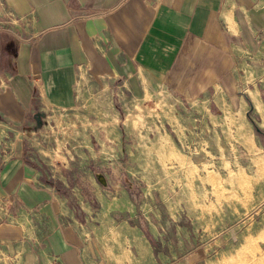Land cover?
I'll use <instances>...</instances> for the list:
<instances>
[{
    "label": "crops",
    "instance_id": "0c3cea01",
    "mask_svg": "<svg viewBox=\"0 0 264 264\" xmlns=\"http://www.w3.org/2000/svg\"><path fill=\"white\" fill-rule=\"evenodd\" d=\"M250 61L264 70V0H0V245L22 264L17 246L29 239L32 213L50 253L91 264L57 188L83 199L60 133L85 125L82 134L88 126L110 134L117 87L137 100L148 86L192 92L204 69L203 85L233 89Z\"/></svg>",
    "mask_w": 264,
    "mask_h": 264
},
{
    "label": "rangeland",
    "instance_id": "374dc122",
    "mask_svg": "<svg viewBox=\"0 0 264 264\" xmlns=\"http://www.w3.org/2000/svg\"><path fill=\"white\" fill-rule=\"evenodd\" d=\"M198 70L192 92L148 86L137 100L115 88L110 134L90 126L82 134L85 125L60 133L70 138L76 163L67 176L83 199L57 188L91 264H264V70L248 62L233 89L208 88ZM74 138L86 147H71ZM28 217L22 264H64L48 251L42 220ZM0 264H18L13 248L0 245Z\"/></svg>",
    "mask_w": 264,
    "mask_h": 264
},
{
    "label": "water",
    "instance_id": "95a60500",
    "mask_svg": "<svg viewBox=\"0 0 264 264\" xmlns=\"http://www.w3.org/2000/svg\"><path fill=\"white\" fill-rule=\"evenodd\" d=\"M102 176H103V175H98V176H97V180H98V182H99L102 186H107L108 182H107V184L104 183V182L102 181Z\"/></svg>",
    "mask_w": 264,
    "mask_h": 264
},
{
    "label": "bare ground",
    "instance_id": "6f19581e",
    "mask_svg": "<svg viewBox=\"0 0 264 264\" xmlns=\"http://www.w3.org/2000/svg\"><path fill=\"white\" fill-rule=\"evenodd\" d=\"M102 181H104V182H105V179H104V178H102Z\"/></svg>",
    "mask_w": 264,
    "mask_h": 264
}]
</instances>
